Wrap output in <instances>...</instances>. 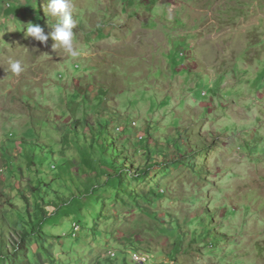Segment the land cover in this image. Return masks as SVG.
Wrapping results in <instances>:
<instances>
[{"label": "rangeland", "instance_id": "rangeland-1", "mask_svg": "<svg viewBox=\"0 0 264 264\" xmlns=\"http://www.w3.org/2000/svg\"><path fill=\"white\" fill-rule=\"evenodd\" d=\"M171 1L70 0L72 57L25 35L48 0H0V264H264V0Z\"/></svg>", "mask_w": 264, "mask_h": 264}, {"label": "clouds", "instance_id": "clouds-1", "mask_svg": "<svg viewBox=\"0 0 264 264\" xmlns=\"http://www.w3.org/2000/svg\"><path fill=\"white\" fill-rule=\"evenodd\" d=\"M47 15H51L52 17L56 18V23L52 26L51 31L45 34L44 29L40 25H35L32 23L27 24L26 26V36H30L35 40L46 44L49 38H51L55 43L52 44V49L55 51L57 47H62L70 56L77 57L80 53L74 49L73 47V39H74V32L73 29L75 28V21L72 17V12L70 10V0H48L47 2ZM9 70L14 75H20L25 68L22 66L21 61L19 60H10L9 61ZM134 123H136L134 125ZM133 127H136L138 123L136 121H132L131 124ZM119 131H125L123 126L118 128ZM145 131H140L139 139L143 140L145 136ZM8 137V144L11 140H13L14 134L6 132ZM11 144V143H10ZM10 146V145H8ZM18 147V145H17ZM16 152L19 153L17 150ZM27 162L25 163L24 167H27ZM3 171L4 166L2 163ZM91 170L90 168L86 169L85 171ZM5 172V171H4ZM81 230L80 224H74V232L73 236H76L77 232ZM114 254V253H112ZM55 255V254H54ZM56 256V255H55ZM140 256V255H139ZM139 256L136 257L138 258ZM144 257V256H141ZM139 257L138 260L143 262L146 259ZM57 258V257H56ZM135 258V257H134ZM50 260H52L50 258ZM55 260V259H54ZM47 261V259H46Z\"/></svg>", "mask_w": 264, "mask_h": 264}, {"label": "trees", "instance_id": "trees-1", "mask_svg": "<svg viewBox=\"0 0 264 264\" xmlns=\"http://www.w3.org/2000/svg\"><path fill=\"white\" fill-rule=\"evenodd\" d=\"M18 147H19V145H18ZM40 200H42V199H37L35 204L38 207L37 211L38 212L41 211L40 213L42 214L43 217L41 218V217H39V215L36 216L34 213L28 214L30 219H28V220L26 219L25 223L20 224L21 226H23V228H25L22 232V235L24 236L23 241L30 240L31 238L37 239L38 237H40V238L42 237V233L44 232V230L42 229L43 223L46 222V219H48L49 212L46 211V209H45V205H48V204H46V202H43V200L42 201H40ZM45 213L47 214V216H45ZM30 215L33 216L32 219H31ZM34 234H36V235H34ZM5 250L6 251H4L3 249H0V257H4L3 260L6 263V262H10V260H12L11 254H13V253H10L9 251H7L8 249H5ZM44 251H45V247H43V252ZM43 252H42V254H43ZM44 253H46V252H44ZM47 253L49 254L48 258L49 257L51 258V256L54 255V253L52 251H47ZM48 258L46 257V259H48ZM23 261H24V259H18V260H15V263H12V264H23L22 263ZM25 261L28 262L29 264H32L27 260H25Z\"/></svg>", "mask_w": 264, "mask_h": 264}, {"label": "crops", "instance_id": "crops-1", "mask_svg": "<svg viewBox=\"0 0 264 264\" xmlns=\"http://www.w3.org/2000/svg\"><path fill=\"white\" fill-rule=\"evenodd\" d=\"M163 2V0H160ZM167 1V0H165ZM171 1V0H170ZM173 2V0L171 1ZM189 8H191L193 11H196L198 10L199 8H197L196 6H193V4H189L188 5ZM151 8V7H150ZM130 11L132 12H136L137 15H138V18L135 17V21H138V22H143L142 19H145L146 16L148 15L147 12L143 11V12H137V8H130ZM118 13H120L119 10H117ZM191 15H195V12H190ZM95 18V17H93ZM137 19V20H136ZM133 22H134V19L130 16V15H127L123 20H122V24H121V27L118 29L119 30V33L117 32V35L119 34H122V35H128V34H131L132 32H134L133 36L128 40L129 42H131L133 39H137V37H141L143 35L146 36L147 32H149L148 30H145L142 25H133ZM101 24V23H99ZM113 24H116L113 22ZM163 24V23H161ZM132 29V30H131ZM99 32H93L92 35L95 36V34L97 35ZM89 34H86V35H83L82 37V41H86V38ZM98 38V37H97ZM145 38V37H144ZM99 42H101V38H98ZM105 39V38H104ZM141 39V38H140ZM122 39L120 40H115V43H114V47L115 49L113 48V45L111 46L112 47V50H114V52L116 51H119L120 49H122V46H123V41H121ZM119 45V46H118ZM136 46H139V48L141 49L142 45L141 44H138ZM153 50H150L149 53H152ZM153 53H156V51H153ZM176 157V155H174Z\"/></svg>", "mask_w": 264, "mask_h": 264}, {"label": "bare ground", "instance_id": "bare-ground-1", "mask_svg": "<svg viewBox=\"0 0 264 264\" xmlns=\"http://www.w3.org/2000/svg\"><path fill=\"white\" fill-rule=\"evenodd\" d=\"M1 173V172H0ZM2 175H3V172H2Z\"/></svg>", "mask_w": 264, "mask_h": 264}]
</instances>
